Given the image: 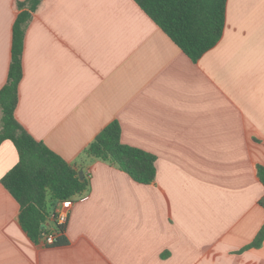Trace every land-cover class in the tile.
<instances>
[{
  "label": "crops",
  "instance_id": "crops-1",
  "mask_svg": "<svg viewBox=\"0 0 264 264\" xmlns=\"http://www.w3.org/2000/svg\"><path fill=\"white\" fill-rule=\"evenodd\" d=\"M0 0V89L17 3ZM15 116L87 179L61 246L34 243L0 184V264H264V0H227L196 62L132 0H43L28 23ZM117 121L155 157L150 185L84 151ZM18 162L0 144V179Z\"/></svg>",
  "mask_w": 264,
  "mask_h": 264
},
{
  "label": "trees",
  "instance_id": "trees-1",
  "mask_svg": "<svg viewBox=\"0 0 264 264\" xmlns=\"http://www.w3.org/2000/svg\"><path fill=\"white\" fill-rule=\"evenodd\" d=\"M42 1L24 0L16 5L18 14L12 25L7 80L0 89V144L10 141L18 156V162L0 179V184L18 203L20 226L34 243L41 241L51 207L84 194L88 187L87 179L83 175L79 177V166L68 164L43 143L33 139L15 116L18 88L23 77L26 28ZM132 1L193 62L221 38L227 0ZM84 153L118 168L136 183L150 185L155 180V157L124 145L117 121L104 127ZM257 174L264 186V167L257 166ZM259 205L264 209V196ZM59 232L53 246L66 243L64 228ZM263 239L264 224L246 248L260 247Z\"/></svg>",
  "mask_w": 264,
  "mask_h": 264
},
{
  "label": "built area",
  "instance_id": "built-area-1",
  "mask_svg": "<svg viewBox=\"0 0 264 264\" xmlns=\"http://www.w3.org/2000/svg\"><path fill=\"white\" fill-rule=\"evenodd\" d=\"M85 198V195H79L71 199L57 202L51 207L44 225V234L41 241L46 246L54 244L56 238L59 236V230L64 228L67 224L71 207L74 202L81 201Z\"/></svg>",
  "mask_w": 264,
  "mask_h": 264
},
{
  "label": "water",
  "instance_id": "water-1",
  "mask_svg": "<svg viewBox=\"0 0 264 264\" xmlns=\"http://www.w3.org/2000/svg\"><path fill=\"white\" fill-rule=\"evenodd\" d=\"M79 177H80V178L82 177V174H81V173H79Z\"/></svg>",
  "mask_w": 264,
  "mask_h": 264
}]
</instances>
